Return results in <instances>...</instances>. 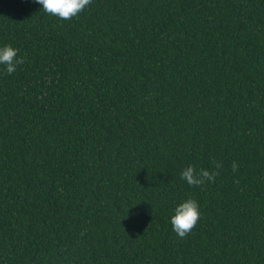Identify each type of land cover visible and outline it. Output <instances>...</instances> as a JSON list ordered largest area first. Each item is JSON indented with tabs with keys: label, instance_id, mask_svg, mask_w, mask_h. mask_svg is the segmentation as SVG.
<instances>
[{
	"label": "trees",
	"instance_id": "16d2710c",
	"mask_svg": "<svg viewBox=\"0 0 264 264\" xmlns=\"http://www.w3.org/2000/svg\"><path fill=\"white\" fill-rule=\"evenodd\" d=\"M8 44L26 63L0 65V264H264V0H93L70 21L0 0ZM214 160L215 183L181 180Z\"/></svg>",
	"mask_w": 264,
	"mask_h": 264
},
{
	"label": "clouds",
	"instance_id": "9594fccd",
	"mask_svg": "<svg viewBox=\"0 0 264 264\" xmlns=\"http://www.w3.org/2000/svg\"><path fill=\"white\" fill-rule=\"evenodd\" d=\"M34 2L41 5L45 13L61 21H70L88 8L93 0H34ZM18 53L19 49L11 44L0 47V65L4 66L8 75H12L19 66L26 63L25 58L18 56ZM231 167L234 173L239 169L235 161ZM222 168V162L215 160L212 161L210 169L189 164L181 170L180 178L191 188H201L215 183ZM200 219L201 211L198 201L188 198L174 208V214L170 217L172 231L180 239H185L195 230Z\"/></svg>",
	"mask_w": 264,
	"mask_h": 264
}]
</instances>
